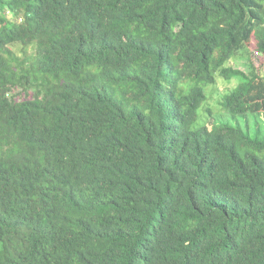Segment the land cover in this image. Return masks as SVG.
Masks as SVG:
<instances>
[{"label": "trees", "instance_id": "trees-1", "mask_svg": "<svg viewBox=\"0 0 264 264\" xmlns=\"http://www.w3.org/2000/svg\"><path fill=\"white\" fill-rule=\"evenodd\" d=\"M251 42L264 0H0V264H264V131L196 124L218 76L264 121Z\"/></svg>", "mask_w": 264, "mask_h": 264}, {"label": "rangeland", "instance_id": "rangeland-1", "mask_svg": "<svg viewBox=\"0 0 264 264\" xmlns=\"http://www.w3.org/2000/svg\"><path fill=\"white\" fill-rule=\"evenodd\" d=\"M250 55L254 62V66L260 74H264V55L259 54L255 50V43L251 42L249 45ZM228 65L241 69L243 71H248V61L245 57H236L230 60ZM236 83L235 79L231 81H226L223 77L218 76L215 84L205 85V92L207 99L202 103V106L198 111V119L196 124H209L210 123H221L227 122L234 125H240L245 130L251 133L256 132L260 127L264 131V121L261 120L262 115L259 113H249L246 116L242 115H232L227 112L221 105V100L224 93L231 89ZM23 96L20 95V98ZM211 113V114H210ZM264 117V116H263Z\"/></svg>", "mask_w": 264, "mask_h": 264}]
</instances>
